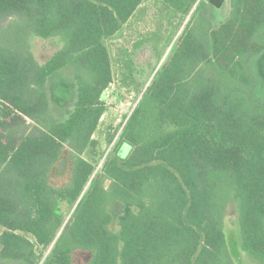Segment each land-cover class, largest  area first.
Here are the masks:
<instances>
[{
	"label": "trees",
	"instance_id": "trees-1",
	"mask_svg": "<svg viewBox=\"0 0 264 264\" xmlns=\"http://www.w3.org/2000/svg\"><path fill=\"white\" fill-rule=\"evenodd\" d=\"M142 1L0 0V264H75L76 250L85 264H233L222 229L231 200L243 252L264 264V101L248 65L264 58V0H229L216 26L199 0L113 155L98 172L83 156L98 145L113 80L104 40ZM160 1L182 17L197 2ZM31 36L62 46L40 64ZM64 67L77 88L60 121L46 80Z\"/></svg>",
	"mask_w": 264,
	"mask_h": 264
},
{
	"label": "rangeland",
	"instance_id": "rangeland-1",
	"mask_svg": "<svg viewBox=\"0 0 264 264\" xmlns=\"http://www.w3.org/2000/svg\"><path fill=\"white\" fill-rule=\"evenodd\" d=\"M198 2L186 17H182L160 0H143L121 29L104 40L109 51L113 80L105 89V112L92 136L98 145L93 150H86L83 155L93 161L95 171H100L105 155L116 147L113 143L120 127L124 126L160 65L175 49ZM208 13L213 26L218 25L229 14V0H225L219 8L210 5ZM28 42L33 56L40 64L62 46L58 37L42 39L31 36ZM261 59L259 54L253 55L248 65L254 83L253 96L264 101V58ZM46 87L50 112L57 120H65L76 98L77 83L72 68L64 67L50 74ZM129 151L130 146L125 142L117 147L120 158H125ZM67 176V172L56 174L54 183L66 181ZM222 229L233 264H261L251 259L241 248L239 217L233 200L225 208ZM2 230L0 226V233ZM86 258L87 255L80 250H76L73 255L75 264H85Z\"/></svg>",
	"mask_w": 264,
	"mask_h": 264
},
{
	"label": "water",
	"instance_id": "water-1",
	"mask_svg": "<svg viewBox=\"0 0 264 264\" xmlns=\"http://www.w3.org/2000/svg\"><path fill=\"white\" fill-rule=\"evenodd\" d=\"M225 0H208V3L216 8H219Z\"/></svg>",
	"mask_w": 264,
	"mask_h": 264
}]
</instances>
